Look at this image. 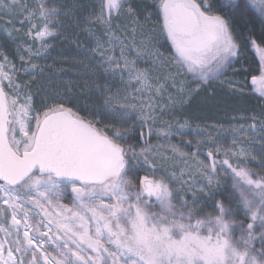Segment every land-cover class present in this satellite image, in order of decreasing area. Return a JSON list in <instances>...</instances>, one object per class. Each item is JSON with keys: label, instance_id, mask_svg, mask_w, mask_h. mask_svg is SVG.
I'll use <instances>...</instances> for the list:
<instances>
[{"label": "snow or ice", "instance_id": "snow-or-ice-1", "mask_svg": "<svg viewBox=\"0 0 264 264\" xmlns=\"http://www.w3.org/2000/svg\"><path fill=\"white\" fill-rule=\"evenodd\" d=\"M0 16V264H264V106L227 129L188 115L229 69L232 95L264 100V0H0ZM57 41L82 85L57 82Z\"/></svg>", "mask_w": 264, "mask_h": 264}, {"label": "rangeland", "instance_id": "rangeland-1", "mask_svg": "<svg viewBox=\"0 0 264 264\" xmlns=\"http://www.w3.org/2000/svg\"><path fill=\"white\" fill-rule=\"evenodd\" d=\"M4 18L7 21V18ZM0 42H2V40H0ZM245 60L248 70L255 69L258 65V56L253 50L245 52L244 56L241 58V62ZM234 67L239 69L240 65L236 64ZM232 76L233 71L231 69L224 77V87H219V81L213 82L218 86L215 96L209 98L200 97L192 102L191 108L188 109V115L194 120V127L196 125L209 127L215 125L219 129V126L223 125L224 129H227L231 124L239 121L241 116L251 115L253 112L259 113L260 108L264 106V100H261L258 94L252 93L248 88H245L244 95H232L226 86L227 80ZM236 78L240 79V77ZM167 118L166 116L165 119ZM181 119H183V117H181ZM157 142V140L152 141L153 144ZM228 142L230 143V140ZM183 150L189 151L187 148ZM249 166L259 171V169L255 168V162ZM144 174L143 172L140 173V175ZM64 202L68 203L70 201L65 200Z\"/></svg>", "mask_w": 264, "mask_h": 264}, {"label": "trees", "instance_id": "trees-1", "mask_svg": "<svg viewBox=\"0 0 264 264\" xmlns=\"http://www.w3.org/2000/svg\"><path fill=\"white\" fill-rule=\"evenodd\" d=\"M8 25V22L5 20L4 16H0V28L5 27ZM10 27V26H9ZM0 40H2V37H0ZM15 46L9 45L8 50L9 52L14 51ZM53 56L55 57L56 64L60 65L64 71H58V83H64L66 81H71L76 85H82L83 80H75L74 78L78 75V72L76 69L79 67L78 65L74 64V60L78 58L77 56V50L73 45L62 43L60 41L56 42V46L54 49H52ZM53 61L48 60L46 63L51 64ZM42 63H44L42 61ZM231 69L228 70V72ZM155 141V138H152V141ZM139 146V145H138ZM186 149V148H185Z\"/></svg>", "mask_w": 264, "mask_h": 264}]
</instances>
